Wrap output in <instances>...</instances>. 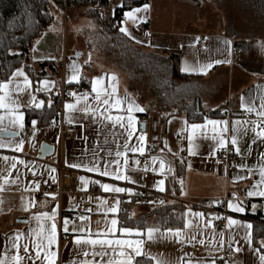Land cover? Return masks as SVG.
Here are the masks:
<instances>
[{
  "label": "crops",
  "instance_id": "0c3cea01",
  "mask_svg": "<svg viewBox=\"0 0 264 264\" xmlns=\"http://www.w3.org/2000/svg\"><path fill=\"white\" fill-rule=\"evenodd\" d=\"M124 1L128 0H113L115 10L121 9L120 5L123 4ZM160 2H162V0H149L147 2L151 7L147 13L146 22H140L138 26H134L131 21H128L123 26L128 27L132 31L133 36L143 41L142 43H136L134 40L129 39L145 53L163 56L167 53L175 54L179 59L180 72L186 62L188 65L194 67L207 63L213 64V66L207 70L206 74H188L181 72L184 75L195 76L197 78L194 83L198 94L196 104L198 106V103H200L206 116L198 122H190L187 121L183 115L163 117L160 114H156L158 109L155 103H149L147 99L143 101L142 97L131 87L127 75L115 66L108 65L104 62H102L100 66L97 65V70L91 71L89 77H81V72L79 71L80 79L78 82L73 81L69 83L68 78L73 74V69L69 71L64 70L62 71L61 81L58 86L51 87V85H49L51 89L49 92H37L35 89L37 87H42L39 82L50 78V76L47 75L46 66L49 65V62H52L50 61L52 59L49 58L51 54L49 52H45L40 56L34 55L35 57H39V59H34V57L30 58L31 52L33 51H31V47L29 49V60L26 66L31 67L32 73L29 74L25 70L24 65L17 67L23 68L26 75H28L31 81L30 88L19 94L13 93V98L20 101V110L25 113V117L26 110H36L32 108L29 103V92L35 97V102L45 100V105L39 109L43 110L45 108H50L47 105V100L51 99L53 102V96L57 98L59 103L57 92L61 86H73L84 78L88 86H84L79 92L74 88H68V90L76 92L78 95L89 93L87 102L89 104H94L95 93L91 92V81L97 77H104L102 85L100 86L107 87L110 83L109 77L114 76L116 78L114 82L116 95L121 99L130 97L132 101L146 109L143 113H134L137 118V132L132 140V143H135L136 136H138L141 131L146 133V153L144 156H141L139 153L135 154L134 158L140 161L139 165H132L130 160L127 174L136 181L135 184H129L124 181H114L110 178L99 177L92 173H85L81 170L67 167L65 161H76L78 158L82 157L86 149L90 151L97 143L105 150L111 149L114 154L116 143H113L114 138L108 131H104L97 137V128L103 127L102 125H94L90 119H79L82 115L79 109L83 106V101L78 105L77 110L72 113L78 121L72 123L76 128V133L72 136L61 138L59 135L58 121L60 115H58V110L61 107L60 103L55 116L51 119L48 126H40L37 123L34 137L31 121L37 120V118L32 117L28 123L25 122V118L24 131L19 137L13 138L24 140L22 152L0 149V156H16L23 159L27 165H18L21 176L16 184L5 185L3 190H0V257L10 258V256L16 254L23 256L22 246L24 244L29 245V253L34 256L35 249L32 245L34 242L39 241L36 232L39 230L41 224H44L46 228H50L52 223V221L46 220L38 221L35 219V216L41 212H50L56 205L59 206L56 218L58 225L64 217H68L70 221L74 220L77 227H79L81 221L75 218V213L78 212L79 205L83 201H88L92 211L90 212V217L84 221V224L87 225L92 232L104 229L106 217L104 216L103 208L97 210V198H100V200H107V196L116 194L106 193L96 184H91L86 190H81L78 179L80 175H85L93 180L99 179L104 183H113L121 187H131L133 189L142 187L152 192L161 193L157 191L153 185L155 181L163 177L159 175L158 172H153L151 170L147 172L143 171L145 162H150L151 156L163 159L166 168L174 169L175 179H173L172 172L166 173V190L162 194L174 195L178 198V201H167L163 205L176 204L182 209L181 213L190 208L193 212L204 213L205 217L214 216L219 214L217 210L225 209L228 212L227 216H232L234 219H238L245 223H251L253 238L254 226L257 222L250 218L257 217L259 212L264 213V198L247 197L246 190L250 189L260 178L259 166L261 163H264V161H261L259 153L264 152V144L257 143L251 145V153L249 154L250 139L240 137L239 147L241 148L242 155H236L234 149L229 144L227 148L232 150L234 158L229 164L223 165L217 163L215 160L216 154L220 149H218L214 155L210 154L215 144V141H213L211 137L213 135L218 136L219 129L222 126H218L215 133L211 125L204 130H197L194 140V143L197 145L196 155H189L187 152V128L191 123L203 124L205 119L227 120L229 121V129H231V122L234 120H258L254 114H248L241 109V96L243 95L249 103L254 102L256 108H259L261 103L260 97L264 95V52H261L259 46L264 44V39L235 37L226 31L218 32L192 27L195 26L192 19L196 17L197 14L184 10L183 6L190 7L191 5L193 7H199L203 4L200 0H179L177 2L178 6H180L179 10L171 9L170 7L174 5L172 4V6H169L171 3L167 4V1L166 4ZM127 10H130V8L122 11L120 20L117 22L118 28L122 26L120 22L124 20L123 12ZM63 26V29L57 32L61 40H64L68 32L65 24ZM145 33H150V35L146 36ZM196 38L199 39L197 40ZM225 39L232 41L231 55L228 54L226 46L222 43ZM200 41L203 42L202 45ZM34 44L35 42L33 46ZM226 58L230 59L231 63H214L216 60H225ZM31 60H33V66L30 64ZM44 62L45 65H40ZM35 66L41 68L38 74H35L33 71V67ZM98 67L102 69H98ZM90 69H93V65L89 66V70ZM13 71H15V69ZM220 76L229 77L232 88L227 97L225 95L214 99L211 97V95H216L214 94L216 89L214 79ZM34 77L35 79H33ZM11 78L12 77L9 76L0 82H6ZM210 82H212L210 90H204L203 88ZM258 85L261 86V88H257ZM11 87H14V85ZM75 102L76 100L72 99L66 103ZM126 107V103L122 105V108ZM4 112V109H0V114H4ZM112 114L116 115L118 113L113 109ZM143 115H147L144 120H142ZM248 116H251V118H248ZM62 119L64 122L68 123L65 120L64 105L62 108ZM185 120L187 121V125L184 123ZM53 121H55V124H53ZM141 123L145 124L144 130L141 129ZM0 127H8L9 130H15L9 126L7 120H5L4 124L0 125ZM115 131L119 133L121 130L117 128ZM251 135H253V133L249 132V137ZM85 136L87 137L86 141L83 139ZM230 137L231 132L228 133L229 141ZM3 138L8 139V137ZM105 138H107V144H105ZM42 143L54 147L52 155L45 159L38 158L39 148ZM153 146L155 147L153 148ZM149 147L151 150L150 152L148 151ZM181 152L182 154H180ZM129 156L132 157L133 154L129 153ZM181 160H183V164L180 163ZM169 161L175 162L174 165L169 166ZM241 164H246L248 167H251L253 169V175L249 176L247 169H241L239 167ZM2 167H4V165L0 164V168ZM155 167L158 168L159 163H157ZM30 169L32 171H30ZM51 169H55V172H52ZM15 171L16 170L12 171L13 178H15ZM33 171L35 175H33ZM68 176L71 178L75 177L76 179L77 192L75 194L62 195L60 199L51 194L42 199L37 198V190L32 184L33 180L38 181L40 186L42 183L57 182L60 177H65L68 181L70 179ZM240 176H247V178L243 180L237 179ZM148 178H153L154 182L149 183ZM0 183H2V181H0ZM93 188L96 189V193L90 194ZM181 191H183V195H181ZM173 192L175 194H173ZM233 194H235V199L242 202L246 207V212L244 214L233 213L227 209V202L233 200ZM253 204L256 205L255 209L252 208ZM124 207V211L132 218L147 215L151 211L149 205H143L132 201L127 202ZM69 209H71V211H69ZM121 213L122 211L120 210L118 213L119 219ZM111 215L112 214H109L108 218H110ZM189 219L192 218L189 217ZM155 220L154 217H151L148 224L157 225ZM216 222L217 220L214 219V229L202 228L203 236L197 234L198 240L201 238L205 240L204 245L197 243L195 247H193L192 245L185 244L182 247L172 240H157L146 242L144 245V252L157 259L168 260L171 264H180L181 257L185 260L189 258L193 260L203 258L205 261H208L209 258H215V264H221V252L228 244L225 243L222 250H219L220 246L218 242L221 239V232L224 234L223 239L227 240L228 228L226 219L222 226H217ZM200 223L202 224L203 221H200ZM182 227L183 223L181 228ZM186 231L195 233V228ZM235 231H239L241 236L243 235L242 229H235ZM17 234H22L21 239L17 242L21 246L20 250L13 247V243L16 242ZM117 235H119V233H117ZM213 237H215V240H213ZM237 239L240 241L239 246L243 250L239 253L233 251L232 260L225 264H258V259L253 252V248L258 247V242L264 239L257 240V244L253 240L251 247L246 245L245 242L240 239V236H237ZM71 241V234L66 237L62 230L58 232V247L54 245L52 249L53 251H58L57 264H69L70 259L75 258L73 252L74 246ZM209 241L216 243V248H212ZM185 247L195 248V251L187 250ZM185 253L188 255L185 256ZM97 259H99V257H97ZM33 264H36V262H33Z\"/></svg>",
  "mask_w": 264,
  "mask_h": 264
},
{
  "label": "snow or ice",
  "instance_id": "6c2138e0",
  "mask_svg": "<svg viewBox=\"0 0 264 264\" xmlns=\"http://www.w3.org/2000/svg\"><path fill=\"white\" fill-rule=\"evenodd\" d=\"M121 8L124 7L123 4L120 5ZM150 5L144 3L142 6L130 7V10L123 12L124 20L121 21L119 27V32L123 34L130 40H134L136 43H142L143 41L137 39L133 36L132 31L123 26L126 22L131 21L134 26H138L140 22H146L147 13L150 10ZM146 36L150 33H145ZM45 36H41L35 41L33 46V52L37 51L38 46L43 42ZM197 40L199 38H196ZM207 39V38H205ZM222 43L226 46V51L231 55V45L232 41L223 40ZM261 52H264V44L260 46ZM12 55H19V53H13ZM50 59H55V57H49ZM34 59H39L35 57ZM216 64L220 63H231L230 59L216 60ZM213 66L212 63L202 64L198 67L188 65L187 62L185 66L181 68L183 73H199L206 74L207 70ZM73 69V74L68 78V82L73 81L78 82L79 69L76 65H70ZM11 79L6 82H0V109H4V114H0V125L4 124L7 120L11 128L14 131L9 130L8 127H0V133H4L8 139H4L0 136V149H9L13 152H22L24 140L23 139H13L14 137H19L20 134L25 129L24 119L25 113L20 110V101L13 98V93H22L30 88L31 81L26 75L23 68H17L15 71L10 73ZM104 77H97L91 81V92L95 93L94 104H89L88 98L89 93L77 94L76 92L69 93L70 96L74 97L75 103H65V120L72 124L78 122L77 118L72 115L78 108V105L83 101V106L79 109L82 113L80 120H91L95 125H102L103 127H98L96 135L99 137L104 131L110 132L113 136V143H116V150L113 154L111 149H103L98 143L97 145L89 150H85L81 158H78L74 162L65 161L66 166L69 168L81 170L85 173H92L99 177L110 178L114 181H124L129 184H135L136 181L132 179L131 176L127 174V169L130 166V160L132 165H139L140 161L135 159V154L139 153L144 156L146 153V143L147 137L146 133L143 131L136 136V142L132 143L133 137L137 132V118L134 113H143L146 111L145 108L136 104L131 100L130 97H125L121 99L116 95V87L114 86L115 77H109V85L107 87H101ZM42 87H37L35 91L37 92H49L51 89L49 87L50 81L39 82ZM14 85V87H11ZM261 88V86H257ZM29 95V103L32 108L39 110L45 105V100H40L35 102V97L32 96L31 92ZM261 103L257 109L254 102L249 103L245 97L241 96V109L248 114H254L258 120H242V121H232L231 129H229V121L224 120H208L205 119L203 124L191 123L187 128V152L189 155H196L197 145L194 143L197 130H204L209 125L212 126V130L215 133L218 126H222L219 129V135H213L211 139L215 141L214 146L211 150V155L220 149L224 150L230 144L234 149L236 155H242L241 148L239 147L240 137H245L250 139V146L248 149L249 154L251 153V145L257 143L264 144V95L260 97ZM127 104L126 108H122L123 104ZM47 105L51 107L52 100H47ZM115 109L118 114L113 115L112 110ZM37 120H32L31 124L33 126V137L35 136ZM184 123L187 125V121ZM55 124V121H53ZM119 128L121 131L116 133V129ZM231 132L230 141L228 139V133ZM249 132L253 133L249 137ZM86 141L87 137H83ZM107 138H105V144H107ZM166 145V142H165ZM155 146H153L154 148ZM129 153L133 156L130 157ZM261 161H264V152L259 153ZM159 163V167L156 168L155 165ZM183 164V160L180 161ZM0 164L4 167L0 168V190H3L5 185L16 184L21 176L19 172L18 165H26L23 159L16 156L3 155L0 156ZM190 167V165H189ZM241 169H247L248 175H253V169L248 167L246 164L239 165ZM15 171V178L12 177V171ZM153 171L158 172L163 178L154 182L153 187L157 191L163 193L165 192V181L167 179V172L173 173L174 169L166 168L163 159L156 156L150 157V162L146 161L143 166V171ZM30 171H32L30 169ZM55 172V169H51ZM33 175H35L33 171ZM259 180L251 186L250 189L246 190L247 197H258L264 198V163L259 166ZM247 176H240L237 179L243 180ZM80 182V189L86 190L89 185L96 184L99 185L106 193L116 194L112 204H108L107 200H100L97 198V210L100 208L104 209V216L106 217L105 227L103 230L92 232L91 229L84 224L87 219L86 216H79L78 219L81 221V225L77 227L74 220L70 221L68 217H64L59 225L56 222L58 215L59 206L53 207L50 212H41L35 216V219L52 221L50 228H46L44 224H41L39 230L36 232V236L39 238L38 242H34L32 247L35 249L34 256L29 253V245L24 244L22 246L23 256L16 254L10 256V258L0 257V264H57L58 251H53V246L58 247V232L63 231L65 236L72 235V245L74 257L70 259L69 264H171L170 261L165 259H157L156 257L146 254L144 252V245L146 242L157 241V240H172L175 243L181 245L185 244L195 245L198 243L200 245L205 244L204 239H197V234L203 236L202 228L214 229L213 220L226 219L228 228V238L223 239V232L220 233L221 239L219 240V246L222 250L223 245L227 243L229 247L234 252H241L243 249L239 246L240 241L237 236H240L246 245L249 247L253 244L252 238V225L251 223H245L238 219H234L232 216L222 217L219 214L214 216L205 217L202 212H193L190 208L186 209L181 213V220L183 222V227H164L163 224L159 225H149L147 220L143 217L136 222V226H125L130 224L132 217H126V220L122 223L118 218V213L120 212V205L123 202L120 199L119 194H127L129 197L133 195H139L134 192L131 187H121L113 183H104L101 180H93L85 175H80L78 177ZM182 183V181H181ZM35 189H39V182L36 180L32 181ZM173 194H175L173 192ZM181 191V195H183ZM46 196L49 194H45ZM139 203V201H137ZM149 204L157 203L155 201H147ZM159 204L163 205L164 201L160 200ZM219 203V202H216ZM252 208L255 209L256 205L253 204ZM227 209L233 213L244 214L246 212V207L242 202L235 199V194H233V200L227 202ZM27 210V209H25ZM71 211V209H69ZM91 209H85V212H91ZM112 214L110 218L108 215ZM134 216V214H133ZM191 217L192 219H189ZM200 221H203L201 224ZM143 225V227H141ZM195 228V233H190L186 230ZM235 229H242L243 235L241 236L239 231ZM119 233V235H117ZM22 234H17L16 242L13 243V247L18 250L21 246L17 243L21 239ZM215 240V237H213ZM259 246L253 248V252L256 254L258 259V264H264V240L258 242ZM212 248H216V243L209 241ZM188 254L185 253V256ZM99 257V259H97ZM180 264H215V258H209L205 261L203 258L193 260L191 258L185 260L183 257L180 258Z\"/></svg>",
  "mask_w": 264,
  "mask_h": 264
},
{
  "label": "trees",
  "instance_id": "16d2710c",
  "mask_svg": "<svg viewBox=\"0 0 264 264\" xmlns=\"http://www.w3.org/2000/svg\"><path fill=\"white\" fill-rule=\"evenodd\" d=\"M95 0H0V81L10 76V73L20 65L31 74V67L26 66L29 60V49L33 43L49 28L53 21L51 4L56 10L81 9L82 14L91 18L96 25V41L100 48L99 54L104 51L111 59L113 66L123 71L127 79L139 96L142 90H146L147 102L155 103L156 114L163 117L171 115H183L187 121L198 122L206 114L203 112L198 100L195 76L184 75L179 70V59L175 54L167 53L155 55L145 53L139 46L131 42L119 32L118 24L122 11L147 3L149 0L124 1V7L115 10V16L110 20V25L105 26L102 18L94 9ZM246 5L251 10L264 14V0H246ZM16 51V52H12ZM19 53V55H12ZM164 54V53H163ZM106 60V59H104ZM45 65V62L40 64ZM35 79V77L33 78ZM86 84L82 78L78 84L66 86L81 91ZM58 101L53 96L50 108L43 110H26L25 122L36 117L40 126H47L55 116ZM150 105V104H149ZM147 115H143V119ZM175 163V162H174ZM173 163V165H174ZM150 206V205H149ZM151 211L147 215L132 218L128 226H136V222L143 217L147 223L151 217L156 219L157 225L164 227H181L180 213L182 209L176 205L150 206ZM128 217L126 211L120 214L123 223ZM254 220L253 240L264 239V213L259 212ZM143 226V225H141Z\"/></svg>",
  "mask_w": 264,
  "mask_h": 264
},
{
  "label": "rangeland",
  "instance_id": "374dc122",
  "mask_svg": "<svg viewBox=\"0 0 264 264\" xmlns=\"http://www.w3.org/2000/svg\"><path fill=\"white\" fill-rule=\"evenodd\" d=\"M169 4L171 9L179 10L177 2L179 0H162V4ZM203 2L199 7L183 6L184 10L194 12L196 17L192 19L194 28L209 29L218 32H228L235 37L262 38L264 39V14L258 15L255 10H251L246 5V0H200ZM168 9V8H167ZM51 12L53 21L49 28L43 33L45 39L38 46L37 51H32L31 57L40 56L45 52H49L50 57H55L46 66L47 75L50 76L51 87L58 86L61 81L62 71H69L70 65H76L81 72V77H89L91 71L97 70V65L102 62L113 65L112 60L108 59L104 51L99 54V47L96 41V25L91 18L82 15L81 9H64L58 11L51 4ZM67 27V35L61 40L57 35L58 30L63 29V25ZM110 25V23H109ZM108 25V27H109ZM57 30V31H56ZM16 52V51H12ZM59 55V56H58ZM43 57V56H42ZM106 59V60H104ZM93 65V69L89 70V66ZM33 66V60L30 61ZM98 69H102L98 67ZM35 74L41 71V68L33 67ZM225 77V76H224ZM220 76L215 78L216 89L211 95L214 99L220 96L226 97L232 88L230 78ZM226 79V80H225ZM45 81V80H43ZM212 82L207 84L203 89L210 90ZM207 87V88H206ZM53 89V88H52ZM211 92V91H210ZM209 92V93H210ZM205 93V92H204ZM212 93V92H211ZM210 93V94H211ZM140 97L145 101L147 99L146 90H142ZM212 100V99H211ZM156 221V220H155Z\"/></svg>",
  "mask_w": 264,
  "mask_h": 264
},
{
  "label": "built area",
  "instance_id": "2783aa9c",
  "mask_svg": "<svg viewBox=\"0 0 264 264\" xmlns=\"http://www.w3.org/2000/svg\"><path fill=\"white\" fill-rule=\"evenodd\" d=\"M94 9L95 11L99 14V16L102 18L104 25L108 26L110 23V20L114 18L115 16V7L113 0H95L94 1ZM117 23V21H115ZM200 44L202 45L203 42L200 41ZM69 93H72L70 90H68L65 86H61V88L57 92V96L59 99V103L61 105L60 109L58 110V115L59 116V135L60 137H65V136H72L76 133V128L73 124H69L64 122L62 119V108L63 105L72 100L75 99L74 97L70 96ZM248 118H251V116H248ZM48 126V125H47ZM148 151L150 152V147L148 148ZM182 154V152L180 153ZM234 158V153L230 148H226L224 150H220L216 154V162L219 164L227 165L229 162ZM169 166L173 165L172 161L168 162ZM70 176V175H69ZM68 176V177H69ZM67 181L65 177H60L57 182H50V183H42L39 186V189L36 192V196L39 199H42L46 197L47 194H51L56 196V198H61L62 195H69V194H75L77 192L76 189V179L75 177L71 178ZM149 183H153L154 179L153 178H148ZM135 193H138L139 195H133L132 197H129L127 194H119L120 199L123 201L121 203V211L124 212L125 209V204L127 202H136L139 201V204L143 205H150V206H158L160 205L158 202L160 200H163L164 203L167 201H178V198L175 197L174 195H167V194H162V193H157V192H152L148 189L145 188H135L134 189ZM96 189L93 188L90 191V194H95ZM116 195H109L107 196V202L108 204H112L114 201ZM155 201L157 203L154 204H149L147 201ZM85 209H90V203L88 201H83L79 205V210L78 212L75 213V218L78 219L79 216H86L87 218L90 217L89 212H85ZM219 215L222 217H226L228 215V212L225 209H220L217 210ZM79 220V219H78ZM225 219H220L217 220L216 225L217 226H222L224 223ZM185 249L190 250V251H195V248H187ZM232 255L233 251L229 247V245H226L220 255V262L221 264L229 263L232 260Z\"/></svg>",
  "mask_w": 264,
  "mask_h": 264
},
{
  "label": "water",
  "instance_id": "95a60500",
  "mask_svg": "<svg viewBox=\"0 0 264 264\" xmlns=\"http://www.w3.org/2000/svg\"><path fill=\"white\" fill-rule=\"evenodd\" d=\"M144 128H145V124L141 123V129L144 130ZM0 136L7 137V136H5L4 133H0ZM53 151H54V147L53 146L48 145L46 143H42L40 145V148H39L38 158L45 159L46 157L52 155Z\"/></svg>",
  "mask_w": 264,
  "mask_h": 264
}]
</instances>
